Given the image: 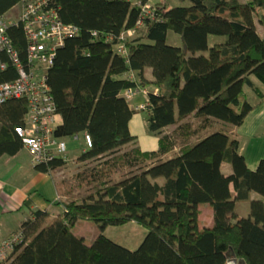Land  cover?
<instances>
[{"label": "trees", "instance_id": "16d2710c", "mask_svg": "<svg viewBox=\"0 0 264 264\" xmlns=\"http://www.w3.org/2000/svg\"><path fill=\"white\" fill-rule=\"evenodd\" d=\"M19 1L0 0V12ZM55 6L79 31L65 38L48 69L59 114L54 134L87 133L92 144L66 177L53 176L67 162L63 155L34 165L53 176L60 209H32L20 226L22 242L0 264H264V157L249 167L233 131L257 103L246 86L264 95L250 77L264 81V33L255 19L264 27V0ZM169 31L183 44L168 42ZM7 33L26 62L21 25L10 24ZM0 61V81L15 79L17 68L2 48ZM139 86L149 89L141 99L149 100L145 121L158 136L152 149L130 130L135 109L120 93ZM28 111L25 96L0 100V155L23 146L15 126ZM178 144L185 145L169 155ZM205 202L211 224L200 218ZM79 221L100 231L88 240L76 229ZM132 221L146 229L135 248L105 231Z\"/></svg>", "mask_w": 264, "mask_h": 264}, {"label": "built area", "instance_id": "2783aa9c", "mask_svg": "<svg viewBox=\"0 0 264 264\" xmlns=\"http://www.w3.org/2000/svg\"><path fill=\"white\" fill-rule=\"evenodd\" d=\"M16 7L18 12L15 15L8 14L10 9L0 12V48L7 52L18 72L15 79L0 81V100L13 96L26 97L29 111L24 122L15 126V131L21 136L33 163L45 162L55 155L66 157L68 140L54 134L59 114L49 90L48 69L65 38L77 34L79 27L59 17L55 0H20ZM143 12L148 14L151 10L146 6ZM14 23L21 25L27 38L26 62L21 59L7 33V27ZM119 50L124 54L127 52L124 46ZM0 66L5 67V63L0 61ZM148 90L145 86L127 87L120 93L133 102L136 110H147L149 100H142L141 97L146 96ZM83 140L85 146H91L89 134H83ZM23 237L19 229L0 241V261L12 257L16 245L22 242Z\"/></svg>", "mask_w": 264, "mask_h": 264}, {"label": "crops", "instance_id": "0c3cea01", "mask_svg": "<svg viewBox=\"0 0 264 264\" xmlns=\"http://www.w3.org/2000/svg\"><path fill=\"white\" fill-rule=\"evenodd\" d=\"M256 22L258 30L264 33V27L258 21ZM146 75L151 77L149 69H146ZM250 77L254 84L264 94V81L255 74H251ZM246 89L249 99L252 102L257 101V103H255L244 120L235 127L233 131L239 138V149L244 154L248 166L254 168L259 159L264 157V95L260 98L252 87L246 86ZM129 102L133 107V102ZM138 111L141 112L145 110L135 109L129 121L130 130L134 134L137 133L133 131V124H141L142 119L141 114L137 116ZM76 139H78V137ZM140 144L142 148H144L142 143ZM157 145L158 136L151 143V148L145 149L156 148ZM180 146L178 148L179 151H177V147H175L171 152L175 151L174 154L180 152L182 148V146ZM22 150L26 152L27 156L21 153ZM170 154L173 153L169 152V155ZM223 165L226 168L228 167V163L226 162H224ZM17 175H22L21 181L17 179ZM0 183V214H5L6 211L13 212L16 210L15 213H18V211H20L18 209L23 205H27L29 209V211L23 210L19 213L15 224L8 225L7 228H2L0 226V241L7 237L12 231L19 230L22 221L27 218L32 209L37 207L50 209L52 207L51 210L53 212L56 208L57 210L60 209V203L57 204V202L61 197H59L57 193L53 176L35 168L31 156L24 146L13 154L3 153L0 155ZM252 193L257 195L256 192ZM204 208L206 207L201 206L200 218L204 223L211 224L213 221L212 210L211 208H206V213H203ZM135 227V222H129L126 225L107 227L106 229H110V231H105L118 241L123 242L119 240L118 237L126 239L129 234H120V232L122 233L126 230L130 231ZM5 229L8 230L5 232Z\"/></svg>", "mask_w": 264, "mask_h": 264}, {"label": "rangeland", "instance_id": "374dc122", "mask_svg": "<svg viewBox=\"0 0 264 264\" xmlns=\"http://www.w3.org/2000/svg\"><path fill=\"white\" fill-rule=\"evenodd\" d=\"M170 1L173 2V1H176V0H170ZM17 12H18V8L12 7L10 9V11L8 12V14L12 15V14H16ZM255 19H256V21H258L256 15H255ZM212 36H214V35L210 36V38H211L210 40H213ZM167 40H168V42L173 43V44H179V45L183 44L181 35L178 34L177 32H174V31H169L168 32ZM140 114H141V118H142L141 119V124L134 123L133 124V129H134L133 131L135 133H137L136 135L138 137V140L140 141V143H142L144 148H151L150 145L156 139L157 135L155 133L151 132L147 128V124H146V121H145V116H146L145 111H141V112L138 111L137 116H139ZM171 128H172L171 126L167 127V129H171ZM67 140L69 142L68 151H67V158H66L67 162L64 165V167H62L60 170H55L54 171L53 176L55 178L66 177V175H70L76 169V167L78 165H77L75 156L85 146L82 133L79 134L78 139L74 138V136H69L67 138ZM180 145L183 147L185 144H178V146H176L177 147V149H176L177 151H179L178 148H179ZM174 152L175 151H173V152L170 151V153H174ZM21 153L25 154L27 156L25 151L22 150ZM118 176H120V175H118ZM21 177H22V175H17V179L19 181L22 180ZM116 177L117 176H115L114 178H116ZM84 191H87V190L83 189V190L79 191L78 194H82V193H84ZM242 202H247V201H242ZM239 204L240 203H238V205ZM244 204H246V203H244ZM201 206H205L206 208H209V209L211 208L207 202L203 203ZM206 208H204L203 213H206V211H207ZM50 209H52V207ZM18 210H20V211H18V213H15L17 211L16 210V211H13V212L6 211L5 214H0V226L2 228H4V227L7 228L8 225L15 224L17 216H19L20 212H22L23 210L29 211L27 205H23ZM55 211H58L57 208L55 209ZM135 225H136V227L133 230H130V231L126 230V231H124L122 233L120 232V234H129V236L126 239H122V238L118 237L119 240L123 241V243H125L128 247H131V248H135V247H137L139 245V243H140L141 239L143 238V235L145 234V231H146V229L142 225L137 224V223H135ZM76 226H77V228H76L77 231L84 233L85 237L88 240L93 239L97 235L96 233H98L100 231L99 230L100 228H99V226L97 224H92V223H90L88 221H79L76 224ZM7 230L8 229H5L4 231L6 232ZM106 231L109 232L110 229H106ZM229 257H230V259H229V261H230L232 259V254L231 253H230ZM234 264H236V263H234Z\"/></svg>", "mask_w": 264, "mask_h": 264}, {"label": "bare ground", "instance_id": "6f19581e", "mask_svg": "<svg viewBox=\"0 0 264 264\" xmlns=\"http://www.w3.org/2000/svg\"><path fill=\"white\" fill-rule=\"evenodd\" d=\"M16 6H17V4L14 5V7H16ZM16 8H17V7H16Z\"/></svg>", "mask_w": 264, "mask_h": 264}, {"label": "clouds", "instance_id": "9594fccd", "mask_svg": "<svg viewBox=\"0 0 264 264\" xmlns=\"http://www.w3.org/2000/svg\"><path fill=\"white\" fill-rule=\"evenodd\" d=\"M78 137V136H77ZM65 158H67V156L65 157ZM36 163H34V165H35Z\"/></svg>", "mask_w": 264, "mask_h": 264}]
</instances>
